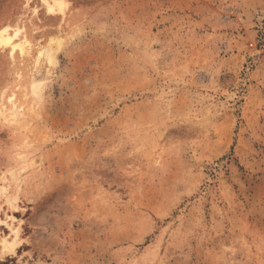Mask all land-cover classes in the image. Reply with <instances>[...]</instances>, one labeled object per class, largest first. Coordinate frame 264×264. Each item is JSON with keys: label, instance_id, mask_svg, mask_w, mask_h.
I'll list each match as a JSON object with an SVG mask.
<instances>
[{"label": "rangeland", "instance_id": "1", "mask_svg": "<svg viewBox=\"0 0 264 264\" xmlns=\"http://www.w3.org/2000/svg\"><path fill=\"white\" fill-rule=\"evenodd\" d=\"M61 1L0 0V264H264V0Z\"/></svg>", "mask_w": 264, "mask_h": 264}, {"label": "bare ground", "instance_id": "2", "mask_svg": "<svg viewBox=\"0 0 264 264\" xmlns=\"http://www.w3.org/2000/svg\"><path fill=\"white\" fill-rule=\"evenodd\" d=\"M45 3V6L47 7V12L48 13H56V12H63L64 11V3H62L61 0H43ZM57 14V13H56ZM17 29V28H16ZM6 28L0 30V46L3 45H10L11 50L14 51L16 48H19L20 53L21 54H25L26 53V48H24V44L23 43H12V39L14 37H16L18 35V32L20 31V29H17V31L12 35V36H7L5 35L6 32ZM7 33V32H6ZM23 44V45H22ZM60 49V45H55L54 51L53 52H49V59L52 63L56 62V53L58 52V50ZM52 50V48L50 49V51ZM37 60H39V57L37 58ZM38 64V63H37ZM42 81H33L32 83V91L33 93L37 94L42 91ZM1 221V219H0ZM14 231V230H13ZM15 243H9V242H4L2 244L3 248H9L10 251H14L15 248Z\"/></svg>", "mask_w": 264, "mask_h": 264}]
</instances>
